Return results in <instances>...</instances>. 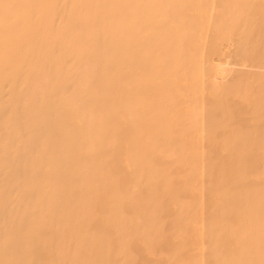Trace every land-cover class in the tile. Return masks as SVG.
<instances>
[{"label": "bare ground", "instance_id": "bare-ground-1", "mask_svg": "<svg viewBox=\"0 0 264 264\" xmlns=\"http://www.w3.org/2000/svg\"><path fill=\"white\" fill-rule=\"evenodd\" d=\"M0 126L29 264H264V0H0Z\"/></svg>", "mask_w": 264, "mask_h": 264}, {"label": "rangeland", "instance_id": "rangeland-1", "mask_svg": "<svg viewBox=\"0 0 264 264\" xmlns=\"http://www.w3.org/2000/svg\"><path fill=\"white\" fill-rule=\"evenodd\" d=\"M0 127H1V126H0ZM1 128H2V127H1ZM2 130H3V128H2ZM2 130H1V132H0V139L2 140V141L0 140V141L2 142V143L0 142V150L3 152V151L5 150V146L2 145V146H3V147H2L1 144L4 143V145H6V144H5L6 141L4 142V140H5V138H4L5 135H4V130H3V131H2ZM1 134H2L3 137L1 136ZM3 138H4V139H3ZM7 139H8V141H10V142H12L13 144H15V143L13 142L12 137L6 138V140H7ZM8 141H7V142H8ZM12 143H11V144H12ZM8 144H10V143H8ZM15 145H16V144H15ZM7 146H9V145H6V148H7ZM9 147H10L11 150H8ZM9 147L5 150V152H3V155H4L5 153L9 152V155H10V158H9V159L11 160V161H10L11 164L9 163V161H7L8 163H7V162H5V163H7V165L10 164V166H11V165H12V166H11V168H8V166H9V165H8L7 168L5 167V169H3L4 171H1V172H0V188H1V186H4L5 189L7 190V191H5L4 189H2V191H3V190L5 191V193H4V191L2 192L1 189H0V195H3L2 193H4L5 195L1 196V198L5 196V197H7L6 199H8V200L5 201V204L0 205V206H1V207H0V218H1V219H4V220H2V221H1V219H0V225H1V224L3 225V226H2V225L0 226V227H1V228H0V238L3 240V241H2V240L0 239V248H1V246H3L2 249H5V248L7 249L9 246H11V247H15V246H16L17 251H16V248H15V250H14V249H11L10 247L8 248V249H10L9 252H8V249H7V250L5 249V250H3V251H0V254H1L0 259H2V261L0 260V264H2V263H3V264H14V263H15V264H18V262H19V263L24 262L23 264H25V263H26V264H29L28 261H30L29 259H30V257H31L30 255L32 254V253H31L32 250L30 251V248H31V247L29 248V246H30V239H29V238H30V235L28 236L29 233H28L27 235L25 234L26 231H28V230L30 229V227H29V223L26 222V224H27V228H24V229H27V230H25L24 233L21 232L22 235H20V234H19L20 232H18V231H21L23 228H22V229L19 228V227H22V226L16 224V223L18 222V220H16V219H18V218H17V216H18V211H17L16 209L19 210V208H20L19 206H20V205H19V206L17 205L18 208H15L16 205H14V206H15V207H14V206L11 204V203H13V202L17 199L16 196H18L17 192H16V193L13 192V188H14V187H15L14 190L16 189L15 191L18 190V189H17V188H18V185H16L17 188H16V186H15V184H18V183H17V182H16V183L14 182V186H13V188H12V183H11L12 179H10V176L12 175V172L14 171V170H13V169H14V168H13L14 166H13V163H12V159H13L12 157H15L14 152H15L16 150H18L19 147H18V146H15L16 148L18 147V149H16V148L14 147V145H12L13 148H12L11 146H9ZM2 149H4V150H2ZM14 149H16V150L14 151ZM7 150H8V151H7ZM19 150L21 151V149H19ZM1 151H0V153H1ZM6 151H7V152H6ZM10 151H11L12 153H11ZM13 151H14V152H13ZM18 153H20V152L17 151L16 155H17ZM7 154H8V153H7ZM7 154H5L4 156H6ZM12 154H14V156H12ZM1 155H2V153L0 154V156H1ZM3 155H2V156H3ZM9 155H7V157H8ZM2 156H1V157H2ZM1 157H0V158H1ZM2 159H3V158H2ZM2 159H0V160H2ZM2 162H3V161H0V166H1V165L3 166V163H2ZM2 166L0 167V170H2L1 168L4 167V166H3V167H2ZM5 166H6V165H5ZM12 168H13V169H12ZM9 169H10V170H9ZM7 170L9 171V173H8ZM12 170H13V171H12ZM5 172H6V173H5ZM1 173H3V174H1ZM4 173H5L6 175H5ZM14 173L17 174V176H19L18 173H16V171H14ZM9 175H10V176H9ZM3 176H4V178H5V177H6V178L9 177V178H7L8 180H7V179H4V181H3ZM11 177H12V176H11ZM16 178H20V177H16ZM9 179H10L11 181H10ZM15 180H17V179H13V181H15ZM18 180H19V179H18ZM7 181H8V182L10 181V182H9L10 185H8V182H7ZM4 182H5V183H4ZM18 182H19V181H18ZM3 183H4V185H3ZM5 184H7V185H5ZM7 186H9L10 188H8ZM8 191H9V193H8L9 195H6V192H8ZM10 191H12V193H11ZM10 194H12V195H10ZM13 194H17V195H15V197H16L15 200H14V196H13ZM8 196H9V197H8ZM12 196H13V199H12ZM5 197H4V198H5ZM9 198H11V200H9ZM7 201H8V202H9V201H13V202L8 203ZM6 202H7V207H6ZM16 202H17V201H16ZM26 203H27V202H24V204H26ZM8 204H11L12 207H11L10 205H8ZM13 204H14V203H13ZM15 204H16V203H15ZM17 204H20V203H17ZM4 205H5V207H4ZM2 206H3V207H2ZM9 207H11L10 209L12 210V212H11V210L9 209ZM21 207H22V206H21ZM4 208H5V209H4ZM6 208H7V209H6ZM14 209H15V211H14ZM21 209L23 210V208H20V211H21ZM9 210H10V212H9ZM3 211H4V212H3ZM13 212H14L15 214H13ZM2 213H3V214L6 213L7 217H6V216L2 217V215H3ZM8 214H11L13 217H11V216L8 215ZM16 214H17V215H16ZM4 215H5V214H4ZM8 216H9V218H10V222H11V223L8 222L9 220H7V219H9ZM14 216H15V217H14ZM5 217H6V218H5ZM13 218H14V219H13ZM5 219H6L7 221H5ZM11 219H13V220H11ZM3 221H4L5 223H3ZM1 222H2V223H1ZM7 222H8V224H9V223H10V224L8 225ZM12 223H13V224H12ZM14 223H15L17 226H19L18 228H19L20 230H16V231H15V229H16L17 226L14 225ZM6 224L10 227L9 230H8V227H7ZM5 226H6L7 228H6ZM12 226H14V228H13ZM3 227H4V228H3ZM5 228H6L5 232L8 231V232H6V233L3 232V231H4L3 229H5ZM11 228H13V229H11ZM1 229L3 230V231H2L3 234L1 233ZM10 230H11V231L14 230V231H12V234L9 233ZM11 231H10V232H11ZM22 231H24V230H22ZM14 232H15V233H14ZM13 233H14V234H13ZM16 233H17V234H16ZM5 234H6V235H5ZM7 234H9V235H7ZM15 234H16V235H15ZM24 234H25L26 236H28V238H26V236H24ZM11 235H12V236H11ZM1 236H4V237H1ZM5 236H8V237H7V239L4 240V238H6ZM14 236H15V237H14ZM19 236H21V237H19ZM22 236H24V238H26L27 240L25 239V240L23 241V240H22ZM11 237H12V238H11ZM14 238H15V239H14ZM17 238H18V239H17ZM20 238H21V239H20ZM24 238H23V239H24ZM11 239H12V240H11ZM16 239H17L18 241H17ZM28 239H29V241H28ZM6 240H7V243H6ZM12 241H13V242H12ZM16 241H17L18 243H17ZM9 243H12V244H9ZM14 243H15V244H14ZM16 243L18 244V246L21 245L22 247H21V246L18 247ZM2 244H3V245H2ZM4 244H5V246L7 245L5 248H4ZM13 244H14V245H13ZM25 245L28 246V247H23V246H25ZM25 248H26V249H25ZM28 248H29V249H28ZM27 249H28V250H27ZM0 250H1V249H0ZM11 250H12V251H11ZM19 250H21V251L23 250V251H22L23 254H22L21 251H19ZM25 250H26V251H25ZM3 252H5V253H3ZM6 252H7V253H6ZM11 252H12V253H11ZM26 252H27V253H26ZM28 252H29L30 254H29ZM14 253H15V254L17 253V254H16V255H13ZM3 254H4V256H3ZM6 255H7V256H6ZM19 255H20V256H19ZM27 255H28V256H27ZM9 256H10L11 258H10ZM25 256L27 257V259H26ZM3 257H4V258H3ZM17 257H19V258H17ZM20 257H21V258H20ZM22 257H23V258H22ZM7 258H9V260H10L11 262L8 261ZM13 258H14V259H13ZM3 259H4V261H6V262H4ZM5 259H7V260H5ZM19 259H20L21 261H19ZM12 260L14 261V263L12 262ZM15 260H17V261H15ZM25 261H27V262H25ZM7 262H9V263H7Z\"/></svg>", "mask_w": 264, "mask_h": 264}]
</instances>
